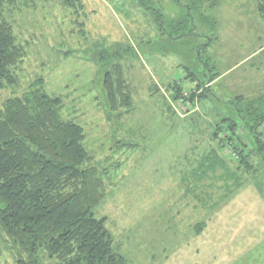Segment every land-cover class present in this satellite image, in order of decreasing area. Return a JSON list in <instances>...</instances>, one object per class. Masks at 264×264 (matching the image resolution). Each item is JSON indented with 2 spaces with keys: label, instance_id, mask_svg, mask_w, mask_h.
<instances>
[{
  "label": "rangeland",
  "instance_id": "rangeland-1",
  "mask_svg": "<svg viewBox=\"0 0 264 264\" xmlns=\"http://www.w3.org/2000/svg\"><path fill=\"white\" fill-rule=\"evenodd\" d=\"M64 1L33 0L14 12L15 32L30 45L17 84L0 90V106L38 79L47 95L62 98L63 116L83 127L89 165L105 183L94 217L125 264H264L261 161L236 163L207 126L240 122L225 102L260 96L264 51L244 59L264 36L212 27L223 0ZM226 2L240 8L239 0ZM252 22H235L241 27L232 31L262 30ZM118 71L130 106L109 112L104 85L109 77L116 86ZM189 72L201 82L224 75L195 88L194 96L209 88L213 101L187 109L172 101L170 87L194 86ZM239 137L253 141L247 132ZM116 142L126 147L116 151Z\"/></svg>",
  "mask_w": 264,
  "mask_h": 264
},
{
  "label": "trees",
  "instance_id": "trees-1",
  "mask_svg": "<svg viewBox=\"0 0 264 264\" xmlns=\"http://www.w3.org/2000/svg\"><path fill=\"white\" fill-rule=\"evenodd\" d=\"M31 1L0 0V90L14 88L16 70L27 57L30 42L16 34L14 12ZM135 1L147 7L145 0ZM257 1L264 18V0ZM156 14L162 26L160 11ZM115 74L116 86L109 77L104 85L109 112L123 102L130 106L121 73ZM217 77L212 74L207 82ZM186 79L194 86L187 92L170 87L173 102L187 109L194 101H211L209 88L194 96L195 88L207 82L190 72ZM41 85L38 79L0 106V264H125L112 250L104 220L93 214L106 188L99 171L89 165L83 127L65 118L62 98L47 95ZM225 103L235 109L240 122L226 117L213 120L207 125L212 140L221 150L227 147L236 163L247 166L245 161L254 156L264 169V92ZM245 132L253 137L251 144L239 137ZM115 147L121 151L126 144L116 142Z\"/></svg>",
  "mask_w": 264,
  "mask_h": 264
},
{
  "label": "crops",
  "instance_id": "crops-1",
  "mask_svg": "<svg viewBox=\"0 0 264 264\" xmlns=\"http://www.w3.org/2000/svg\"><path fill=\"white\" fill-rule=\"evenodd\" d=\"M219 1V0H218ZM218 1H216L218 3ZM247 0H239V7L240 8H231V6L229 4H227L226 0H223L221 2L222 6L218 7L217 9H219L216 13L215 16H213L212 19V27H217V28H221V29H225V32L227 31V29H230L228 33V36L231 37V34H238V36H242V35H248L249 38L253 37V38H257V39H261V37L264 36V32L262 30H264V18L259 14L257 7H258V1L257 0H251L250 2H247L246 4H244ZM220 4V1L219 3ZM216 10V9H215ZM253 21L252 23L254 24H250L251 26H253L252 28H258V25L262 26V30L260 31H255V30H245L244 32L239 30V31H232L233 28H239L241 27L240 24L235 25V22H241V21H245V25H247L248 22ZM227 21H232L233 24L229 25L226 22ZM258 22V23H256ZM248 28V26H247ZM225 32L221 31V35L224 36ZM264 44V43H262ZM264 51V45L261 46L258 50H256L255 52L251 53L250 55L247 56L246 59H244V61H246L247 59H249L250 57H252L253 55H257V54H261ZM221 76H224L223 74ZM220 76V77H221ZM220 77H218L215 81H213L212 83L214 84L216 81L220 80ZM257 86H259V89H261L262 91L260 93L264 92V80H262L260 78V80L257 83Z\"/></svg>",
  "mask_w": 264,
  "mask_h": 264
},
{
  "label": "built area",
  "instance_id": "built-area-1",
  "mask_svg": "<svg viewBox=\"0 0 264 264\" xmlns=\"http://www.w3.org/2000/svg\"><path fill=\"white\" fill-rule=\"evenodd\" d=\"M233 156H234V154H233Z\"/></svg>",
  "mask_w": 264,
  "mask_h": 264
}]
</instances>
